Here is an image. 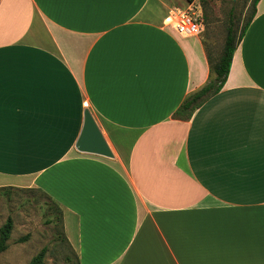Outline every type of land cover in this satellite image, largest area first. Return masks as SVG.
I'll use <instances>...</instances> for the list:
<instances>
[{"label":"crops","instance_id":"0c3cea01","mask_svg":"<svg viewBox=\"0 0 264 264\" xmlns=\"http://www.w3.org/2000/svg\"><path fill=\"white\" fill-rule=\"evenodd\" d=\"M189 0H0V189L62 211L78 264H264V0L221 91ZM113 159L75 150L84 110Z\"/></svg>","mask_w":264,"mask_h":264},{"label":"rangeland","instance_id":"374dc122","mask_svg":"<svg viewBox=\"0 0 264 264\" xmlns=\"http://www.w3.org/2000/svg\"><path fill=\"white\" fill-rule=\"evenodd\" d=\"M189 5L201 12L202 30L199 35L214 60L220 55L229 22L236 36L252 12V0H189ZM29 193H12L11 198L0 195V228L10 219L12 232L7 250L0 255V264H28L42 250V264H76L71 250L61 241L60 230L47 224L40 204L29 200Z\"/></svg>","mask_w":264,"mask_h":264},{"label":"trees","instance_id":"16d2710c","mask_svg":"<svg viewBox=\"0 0 264 264\" xmlns=\"http://www.w3.org/2000/svg\"><path fill=\"white\" fill-rule=\"evenodd\" d=\"M258 2L259 0H252V12L248 20L242 26L238 36H236L235 34L234 24L232 23V21L229 22V26L226 30V36L222 51L216 60L212 58L211 54L207 51V49L203 45L209 67V79L207 83L199 91L189 95L183 101L181 106L174 114V117L176 119L184 120V121L190 120L193 112H195L205 102L210 100L212 97L216 96L221 91L229 74L233 54L237 46L241 42L246 32V29L248 28V26L250 25L251 21L254 18L255 7ZM16 192L29 193L31 195L29 200L37 202L39 204L41 201L40 199H43L44 203L42 209L44 212V217L47 219L46 221L47 224L53 225L54 227L60 230L59 236L61 238V241L65 243L67 247L70 249V246L68 245L65 236L63 234V226H62L63 214L61 209L56 205V203H54L45 193H43L40 190H34V189L23 190V189H14V188L0 189V195L9 199L11 198L12 193H16ZM34 194H37L40 199L38 198L36 199L34 197ZM12 227H13L12 221L8 219L4 223V225L0 228V255L3 254L8 248L7 244L10 239ZM44 254L45 251L42 250L38 255L32 258L28 264H42L44 259ZM72 254L75 258L76 264H78L77 257L73 252Z\"/></svg>","mask_w":264,"mask_h":264},{"label":"water","instance_id":"95a60500","mask_svg":"<svg viewBox=\"0 0 264 264\" xmlns=\"http://www.w3.org/2000/svg\"><path fill=\"white\" fill-rule=\"evenodd\" d=\"M232 4L236 0H231ZM75 150L80 154L92 155L106 159H113L112 152L104 140L93 116L89 110L83 112V122Z\"/></svg>","mask_w":264,"mask_h":264},{"label":"built area","instance_id":"2783aa9c","mask_svg":"<svg viewBox=\"0 0 264 264\" xmlns=\"http://www.w3.org/2000/svg\"><path fill=\"white\" fill-rule=\"evenodd\" d=\"M166 23L179 36L186 39L199 37L203 28L201 12L195 10L190 5L185 11H171L166 18Z\"/></svg>","mask_w":264,"mask_h":264}]
</instances>
